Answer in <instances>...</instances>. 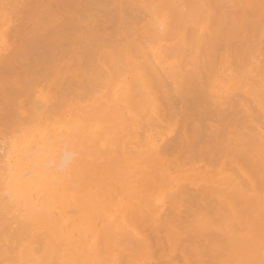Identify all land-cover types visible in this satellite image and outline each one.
<instances>
[{
	"label": "bare ground",
	"instance_id": "1",
	"mask_svg": "<svg viewBox=\"0 0 264 264\" xmlns=\"http://www.w3.org/2000/svg\"><path fill=\"white\" fill-rule=\"evenodd\" d=\"M258 1L0 0V125L16 146L11 163L0 154V264H264L263 79L257 82L249 65L264 25V0ZM224 57L235 72L234 96L226 92L227 98L224 85L213 94L211 79ZM50 75L57 96L33 100L31 89ZM120 76V95L131 111L145 112L151 123L160 111L179 117L162 145L152 147L151 134L139 140L145 124L137 116L124 122L113 102L93 99L94 87ZM240 86L251 87L250 99L233 91ZM25 93L28 110L12 99ZM71 94L78 99L69 103V124L80 137L63 144L80 156L57 174L27 154L22 127L47 132L51 120L43 115ZM66 118L64 112L57 122L67 124ZM209 174L223 175L228 187L200 183L214 182ZM194 214L221 223V231L197 230ZM194 233L203 238L199 245H191ZM119 236L131 253L115 242ZM86 239L93 241L88 253ZM185 241L198 246L185 248Z\"/></svg>",
	"mask_w": 264,
	"mask_h": 264
},
{
	"label": "rangeland",
	"instance_id": "2",
	"mask_svg": "<svg viewBox=\"0 0 264 264\" xmlns=\"http://www.w3.org/2000/svg\"><path fill=\"white\" fill-rule=\"evenodd\" d=\"M255 1H257V2H259L258 0H255ZM263 20V19H262ZM146 22V20L145 19H143V23H145ZM261 26H262V28H261ZM261 29H263L264 30V25H262V24H260V27L258 28V31H259V33H257L256 35H259V37H261V38H259V40L257 41V43L256 44H258V42H259V45L258 46H253L254 47V49H255V51H253L252 52V54H251V57H250V69L252 70V76H253V78L255 79V80H257L258 79V81L257 82H260V84H261V80L263 81L262 82V90H263V93H264V87H263V84H264V54H263V52H264V31L263 30H261ZM6 31V33L8 34V32H9V28L7 27L6 29H5ZM1 32V31H0ZM4 32V33H5ZM257 31H255V33H256ZM10 34V33H9ZM262 35H263V37H262ZM7 37H6V39H2L1 38V42L2 41H4V42H2V44H5L7 41H9V35H6ZM262 39V40H261ZM262 42V43H261ZM260 44L262 45V46H260ZM258 49V50H257ZM262 51V52H261ZM262 53V54H261ZM225 55H227V53H225ZM256 56V57H255ZM258 56H259V58H258ZM224 61H226L225 63H223V65L221 64V65H219V67L217 68L219 71H217V73H216V75H215V77L213 76L211 79L215 82V86L214 87H212V91H213V89L215 90H217V89H219L220 88V86L222 87L223 85V87H222V90L224 91V94L225 95H223V97L225 96H227V97H229L227 94H231L232 92H231V90H232V88H231V86L229 85V83L232 81V76L234 75V74H231L230 75V73L232 72V73H235V72H233L234 70H232L233 68L228 64V62L227 61H229L227 58H225L224 57ZM183 66V65H182ZM181 66V67H182ZM184 66H186V67H189V66H187L186 64H184ZM183 66V67H184ZM226 66V67H225ZM261 66V67H260ZM230 69V72H229V70H227V69ZM226 69V70H225ZM223 70V71H222ZM225 71V72H224ZM226 71H228L227 73L228 74H226ZM254 71V72H253ZM256 73V74H255ZM237 74V73H236ZM223 76V77H222ZM225 76V77H224ZM50 77H52V78H50ZM50 77H48V78H45V80L46 81H44V79L43 80H41V82H39V84L38 85H36L35 87H33L32 89H31V91L30 92H32L33 93V100H38V101H42V102H46L47 101V98L48 97H50L52 94H55L56 96H57V90H56V85H54L55 83H54V77L53 76H51L50 75ZM231 77V78H230ZM122 78H123V76H120V77H118V80L117 81H114V82H112L109 86H97V87H94V88H96L95 89V91L96 92H92L93 94V99H97L98 101H99V103H104V102H109L110 104L113 102V104H112V106L115 108V109H117L118 110V112H119V114H120V118L119 119H122V121H124V122H129V118H130V116H137V121L139 122V124L140 125H144L145 124V126H142L141 128L139 127L136 131H137V135L139 136V135H141V136H139V140H141L142 139V136H146V135H149V134H151V137H152V135L154 136V137H152L153 139H155V142H154V140H153V145H152V147H157V146H160V144L165 140L164 139V136L166 137V138H168V137H170L171 135H174L172 132H174V130L176 129V126H177V123L179 122V121H177V119H179V117H174V118H171V116L169 115V114H166V112H159V114H158V116L156 117V121L154 120L153 121V123L154 122H159V123H157V124H159L160 125V128L159 127H157L155 124L156 123H154V125H153V123H151L150 121H148V117H147V115H146V113L145 112H141L140 114H137L136 112H133V111H131L130 109H129V107H128V105H127V103H126V100H125V98L123 97V96H121L120 95V88H121V85H120V80L122 81ZM223 78V79H222ZM257 78V79H256ZM51 79V80H50ZM49 80V81H48ZM219 80V81H218ZM43 81V82H42ZM228 83V87H227V83ZM106 82H108V81H106ZM42 83H44V84H42ZM117 83V84H116ZM1 85H3L4 83H0ZM42 85L43 86H45V87H42ZM54 86V87H53ZM37 87V88H36ZM83 87V86H82ZM81 87V89L79 90L80 92H81V95L82 94H84L83 92L84 91H86V87L84 88V90L83 91H81L83 88ZM112 87V88H111ZM245 87V88H244ZM243 87V89H241L242 87L240 86V90L239 89H233V91L235 90L236 92L235 93H237L238 91H240L241 92V95H242V92H243V95L245 96V98H244V100L245 99H247V98H249V97H247V96H251L252 95V91H251V87L249 86H244ZM246 87H247V90L248 91H246ZM17 88H20V87H17ZM42 88H45V89H42ZM75 88V87H74ZM224 88V89H223ZM53 89V90H52ZM76 89V91H77V88H75ZM225 89H229V91L228 90H225ZM33 90V91H32ZM55 90V91H54ZM94 90V89H93ZM92 90V91H93ZM216 90H215V92L213 93L214 95H216ZM238 90V91H237ZM247 92V93H244L245 91ZM48 91H49V95L46 97V94L48 93ZM76 91H75V93L74 94H78L79 93V91H78V93H76ZM226 92H227V94H226ZM239 92V93H240ZM250 92H251V94H250ZM28 94V93H27ZM234 93H232L231 95H233ZM247 94H249V95H247ZM240 95V96H241ZM28 96H29V94L28 95H26V93H25V95L23 96H19V97H17V96H15L14 98H12V97H10V98H12V99H14L15 100V98H18V101H23V103H24V107H23V110H28L29 108H30V105H31V100L28 98ZM72 96H74V95H69V99H66V101H64L63 103H64V105L62 106V105H60V107L61 108H58L57 109V111H53V112H48V113H46V114H44L43 115V117H45V118H49L51 121V124H50V126H49V130L47 131V132H43V131H41V130H39V132H38V135H35L36 133H37V131H38V129H36L35 127H33V125L34 124H37V122H35L33 125H32V127H33V129L32 128H29V129H26V125L24 126L23 125V127H22V130H25L26 131V142H24V144H23V146L25 145V146H27V147H29V150L27 151L28 153L27 154H32L33 152L35 153L34 155H33V158H38V161H40V160H43L44 159V157L46 156V155H48L49 154V152H48V150H46V146H48V145H52L53 144V146L55 147V149L57 150V148H59V150H60V148H61V145L64 143L65 144V142H67L68 140L67 139H70L68 142H72V141H76L77 139H76V137H80V129H77L75 126H71L69 123H70V121H69V119H68V116H69V110H70V105H69V103H71V102H73V101H76L77 99H78V97H76L75 98V96L72 98ZM234 96V95H233ZM232 96V97H233ZM120 97H122V98H120ZM224 97V98H225ZM226 97V98H227ZM231 97V96H230ZM9 98V99H10ZM27 98H28V100H27ZM43 99V100H42ZM72 99V100H71ZM250 99V98H249ZM252 99V98H251ZM9 101H11V99L9 100ZM111 101V102H110ZM247 101V100H246ZM27 102V103H26ZM248 102V104L250 103V100H248L247 101ZM90 103V102H89ZM105 103V104H106ZM26 104V105H25ZM118 104V105H117ZM80 105L81 106H83V103L82 102H80ZM124 106V107H123ZM155 106H157V104H152V105H150L149 107H148V109L149 110H151L153 107H155ZM122 107H123V109H122ZM126 109V110H125ZM175 109V108H174ZM123 111H124V113H123ZM54 112H57L58 114H56V113H54ZM64 112H66V115H67V118H66V120H67V124H60V123H58L57 122V118L59 117V116H61ZM55 115H54V114ZM127 113H129V114H127ZM143 113H145V114H143ZM123 114H124V116L126 117H124L123 116ZM126 114V115H125ZM166 114V115H165ZM143 115H145V116H143ZM153 115V114H152ZM21 116H26V114L25 113H22L21 114ZM52 117V119H51V117ZM129 118H128V117ZM140 116H141V118H140ZM165 116V117H164ZM167 116V117H166ZM124 117V118H123ZM83 118V117H82ZM104 118V115L103 114H101L100 115V117L99 118H97L96 119V121H101L102 119ZM164 118H165V120H164ZM128 119V120H127ZM65 120V121H66ZM141 120V121H140ZM91 121L93 122L94 121V118L92 117V119H91ZM170 121H172V122H170ZM142 122V123H141ZM149 122H150V124H149ZM160 123H162V124H160ZM164 123H167V125H166V127L163 125ZM149 124V125H148ZM168 124H170V125H168ZM162 125H163V127H162ZM91 126H93L94 127V124L93 125H91ZM4 127V126H3ZM3 127H1V125H0V130L2 131H0L1 133H0V142H2V140H6V138L8 137V136H10V138H9V140L7 139L6 141L8 142H3L4 143V145H5V150L3 149L2 151H0V154H2V155H5V158H4V161H5V163H11L12 162V159H13V150H14V152H15V149H16V146L14 147V145H13V143H12V141H10V139L12 138L11 137V133H10V135H9V132L7 133V132H4V130L5 131H7L5 128H3ZM79 127H80V120H79ZM147 128V129H145V128ZM165 127V128H164ZM179 127V126H178ZM3 128V129H2ZM75 129H76V131H75ZM151 129V130H150ZM154 129V130H153ZM169 129V130H168ZM179 129V128H178ZM36 132H35V131ZM68 130H69V132H68ZM91 130V129H90ZM90 130H88V133L90 132ZM142 130V131H141ZM147 130V131H146ZM166 130V131H165ZM141 131V132H140ZM16 132V131H15ZM67 132V133H66ZM162 132H165V134H163V137H162V139H160L161 138V133ZM175 132H176V130H175ZM174 132V133H175ZM4 133V134H3ZM29 133V134H28ZM31 133V134H30ZM139 133V134H138ZM140 133H142V134H140ZM152 133H154V134H152ZM4 136H3V135ZM45 134V135H44ZM62 134V135H61ZM156 134V135H155ZM1 135H2V137H3V139L1 138ZM8 135V136H7ZM43 135V136H42ZM61 135V136H60ZM68 135H70V136H68ZM170 135V136H169ZM47 136H49V137H47ZM60 136V137H59ZM5 137V138H4ZM38 137V138H37ZM47 137V138H46ZM52 137V138H51ZM60 138V140H56L57 138ZM156 137L159 139V140H161V141H159L158 139H156ZM172 137V136H171ZM17 138H19V136H17ZM58 138V139H59ZM52 139V140H51ZM71 139H73V140H71ZM67 140V141H66ZM11 144V147H9V145ZM34 144V145H33ZM63 144V146L62 147H64V148H66V149H68V143H66V145H64ZM87 144H90V143H87ZM156 144H158V145H156ZM21 145H22V143H21ZM30 145V146H29ZM31 145H33V146H31ZM162 145V144H161ZM36 146V147H35ZM92 146V145H91ZM123 146V148L125 147V146H129V145H122ZM57 147V148H56ZM114 146H111L109 149H112ZM41 148V149H40ZM98 148H101V147H98ZM122 148V149H123ZM109 149H107V150H105V153H107L108 152V150ZM37 150V151H36ZM79 150H80V148H79ZM100 150V149H99ZM5 151V152H4ZM38 152H40V153H38ZM18 153V152H17ZM16 153V154H17ZM77 155H79L80 156V152L79 153H77L76 155H75V158L77 157ZM173 158V157H172ZM29 162H32V161H34V160H31L30 158H29ZM37 161V162H38ZM128 167V169H129V166H127ZM188 168V165H186V166H184V168ZM35 168V167H34ZM207 177H211L213 180H214V182H210L209 183V181L207 180H199L200 181V183L201 182H203V183H206V184H208V185H215V182H218V183H220L221 184V182L224 184V185H222L223 187H228L226 184V179H225V177L223 178V175L221 176V178L220 177H217L216 179H214L213 177H212V175L211 174H209ZM218 179H220V180H218ZM224 179V180H223ZM68 180V181H67ZM216 180V181H215ZM223 180V181H222ZM64 181L66 182V183H68L71 187H74L75 186V184H74V181L71 179V178H69V177H66V178H64ZM199 181L197 182L198 184H199ZM72 185H71V184ZM196 183V184H197ZM213 183V184H212ZM57 184H58V182H57ZM181 184H184L183 182L181 183ZM197 184V185H198ZM74 185V186H73ZM196 185V186H197ZM226 185V186H225ZM192 187V189H194V188H196V186L195 185H193V184H188L187 185V187ZM195 186V187H194ZM167 192V191H166ZM261 194H262V197L264 196V193L263 192H261ZM5 196L7 197V195H6V193H5ZM117 199H118V196L116 197ZM166 199V200H165ZM163 201H167V203H168V199L166 198V195L164 196V199H163ZM10 203H12V201L10 202ZM167 203H165L164 204V206L163 207H167L166 205H167ZM162 207V210L163 209H165V208H163ZM161 210V211H162ZM180 210V209H179ZM14 213V212H13ZM15 214V213H14ZM182 214H184V215H186L185 213H182ZM11 214H9V216H10ZM195 216H196V219H194V218H192L191 220H192V222L194 223L192 226H194V225H196L195 227H196V229L198 230V229H203V230H205V228H203V227H207L206 228V230H208V231H210V228H211V230L213 231H218V232H220L221 230L219 229L218 230V228L220 227V225H221V227L223 226L221 223H215L214 222V224H212L211 223V218L210 217H204V218H202L201 216H199V215H196V214H194ZM13 216V214L11 215V217ZM188 216V215H187ZM16 219V218H15ZM207 219V220H206ZM208 219H210V220H208ZM199 221V222H198ZM97 224H100V225H98L97 226V229L98 230H101L102 228H103V223H102V221H98V223ZM217 224V225H216ZM148 225V223L146 224V225H144V227H146ZM200 225V226H199ZM211 225V226H210ZM213 225H214V227H213ZM12 226H15V224H12ZM201 226H203V227H201ZM208 226H209V228H208ZM226 229H227V227H226ZM212 231H210V232H212ZM200 235V234H199ZM199 235H196L195 236V233H194V239L191 241V245H193V241L195 240V243H196V241H197V244L199 245V242H201L202 241V239H201V237L202 236H199ZM74 236H76L75 234H74ZM198 236H199V238L201 239L200 241H199V239H197L196 240V238H198ZM181 237H183V236H181ZM120 238L121 239H123V237H121V236H119V238H117L118 240H116L115 242L117 243V241H118V243H123V245L121 244H119V246H121V247H123L124 248V252L125 253H131V247L124 241V240H120ZM87 240V242H88V244H86V242L84 241V244H85V246L83 247L84 249H85V253H88V252H90L91 251V249H88L87 247L88 246H91L92 245V240L91 239H86ZM120 240V241H119ZM115 242H114V244L112 245V246H114V245H116L115 244ZM186 243H184V242H182V244L183 245H186V247L185 248H187V247H190V248H192V247H195L197 244H195L194 243V246H188V244L190 243L189 241H185ZM189 242V243H188ZM91 243V244H90ZM127 245V246H126ZM197 245V246H198ZM258 244H256V249L258 248ZM120 247V248H121ZM128 247V248H127ZM123 248H121V249H123ZM126 248V249H125ZM118 250V249H116L115 248V250H117V251H122V250ZM128 250H130V251H128ZM178 249H176V254H178V251H177ZM170 254V253H169ZM171 255V254H170ZM173 255H175V254H173ZM159 258H156V262H157V260H158ZM159 260H161L160 262H164L165 263V261H164V259L163 258H160ZM155 260H153L152 261V264H153V262H154Z\"/></svg>",
	"mask_w": 264,
	"mask_h": 264
},
{
	"label": "clouds",
	"instance_id": "3",
	"mask_svg": "<svg viewBox=\"0 0 264 264\" xmlns=\"http://www.w3.org/2000/svg\"><path fill=\"white\" fill-rule=\"evenodd\" d=\"M67 155H62V150H54L52 153L46 155L41 161V166L53 173H63L71 168L75 155L72 149L63 150Z\"/></svg>",
	"mask_w": 264,
	"mask_h": 264
}]
</instances>
